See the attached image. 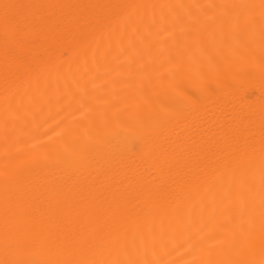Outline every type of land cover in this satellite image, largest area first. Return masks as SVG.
<instances>
[{
  "label": "bare ground",
  "instance_id": "1",
  "mask_svg": "<svg viewBox=\"0 0 264 264\" xmlns=\"http://www.w3.org/2000/svg\"><path fill=\"white\" fill-rule=\"evenodd\" d=\"M0 264H264V0H0Z\"/></svg>",
  "mask_w": 264,
  "mask_h": 264
}]
</instances>
